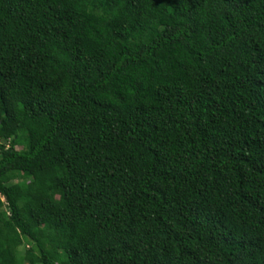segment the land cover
I'll use <instances>...</instances> for the list:
<instances>
[{"label":"trees","instance_id":"trees-1","mask_svg":"<svg viewBox=\"0 0 264 264\" xmlns=\"http://www.w3.org/2000/svg\"><path fill=\"white\" fill-rule=\"evenodd\" d=\"M0 139V264H264V0H0Z\"/></svg>","mask_w":264,"mask_h":264},{"label":"rangeland","instance_id":"rangeland-1","mask_svg":"<svg viewBox=\"0 0 264 264\" xmlns=\"http://www.w3.org/2000/svg\"><path fill=\"white\" fill-rule=\"evenodd\" d=\"M0 145L5 146L6 148H8V146H9L8 141L2 140V139H0ZM16 149H21V144L17 145ZM29 181H31L30 175L27 173H24L21 175V177L19 179L10 182L8 185L14 194H19L20 193V185L24 182H29ZM1 200L5 201L3 197H1ZM1 210L8 213V208L5 204V202H4V206L2 207ZM35 234L40 236V237H43V238L47 236V234L42 230L36 231ZM32 252H35L33 242L30 241L29 239H24L22 245H20L18 247V249L16 251V255H17V257H24V256L30 255Z\"/></svg>","mask_w":264,"mask_h":264}]
</instances>
